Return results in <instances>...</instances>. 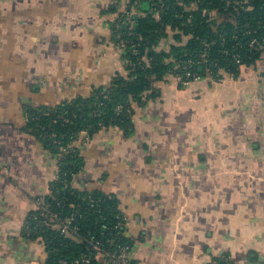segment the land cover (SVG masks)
Here are the masks:
<instances>
[{"label": "crops", "instance_id": "1", "mask_svg": "<svg viewBox=\"0 0 264 264\" xmlns=\"http://www.w3.org/2000/svg\"><path fill=\"white\" fill-rule=\"evenodd\" d=\"M143 15L137 0H0V264L49 257L26 228L60 163L26 130L28 110L126 76L113 25ZM224 76L187 87L168 76L132 102L130 133L109 127L75 144L72 187L117 203L136 264L264 260V58Z\"/></svg>", "mask_w": 264, "mask_h": 264}, {"label": "trees", "instance_id": "2", "mask_svg": "<svg viewBox=\"0 0 264 264\" xmlns=\"http://www.w3.org/2000/svg\"><path fill=\"white\" fill-rule=\"evenodd\" d=\"M138 1L144 15L134 19L132 29H125L122 19L113 25V37L124 51L128 74L118 75L108 86L93 88L88 97L64 101L53 109L31 108L27 112L26 130L57 156L60 163L58 177L45 198L46 204L61 218L75 215L81 238L75 239L46 228L34 219L29 220L30 235L41 236L45 242L49 255L46 264H57L59 260L77 264L74 261L88 255L92 237L103 241L110 251L117 244L129 245L131 249L119 225L125 219L117 203L99 192H82L71 185L73 176L83 167V159L79 149H71L69 145L82 131H88L92 137L102 129L116 126L130 133L132 102H142L147 95L156 96L155 82L173 76L174 69L184 74L185 64L196 61L201 55H206L207 63L203 68L195 67L197 73L217 77L228 74L235 78L242 66L254 65L264 58V41L262 45L253 46L248 35L251 29L255 31L253 37H264V0H248L237 13L223 0H184L189 7L196 6L186 11L177 0H161L166 7H162L159 19L150 10L148 0ZM214 8L232 14L234 20L225 18L219 22L210 14L205 15V9ZM177 12L185 16L178 18ZM168 26L175 30L169 32ZM119 105L124 107L120 113ZM35 214L38 211L31 217ZM96 260L92 259L91 264ZM131 264L136 263L131 259Z\"/></svg>", "mask_w": 264, "mask_h": 264}, {"label": "built area", "instance_id": "3", "mask_svg": "<svg viewBox=\"0 0 264 264\" xmlns=\"http://www.w3.org/2000/svg\"><path fill=\"white\" fill-rule=\"evenodd\" d=\"M138 1V0H137ZM150 2L151 8L150 10L156 13L155 15L158 17L159 13H162V7H166L163 1L160 0V3L158 0H148ZM225 1V4L227 7H232L233 10L238 12L240 7H243L248 3V0H223ZM139 2V1H138ZM176 3L180 5L181 7H184V10H190L196 7L195 5H192L189 7L184 0H177ZM183 10V12H185ZM205 15L210 14L215 21H222L225 18L228 20L232 19L234 20V16L232 14H225L224 10L222 8H214L212 11L204 10ZM183 15L181 12L176 13V17L178 18H183ZM120 24V23H119ZM133 25H129L128 28H133ZM170 32L174 31L171 26L167 27ZM254 30H248V35H251V45L256 46V45H262L264 41V37H253L252 34L254 33ZM131 35H134L135 33L130 32ZM238 35L235 34L234 38H237ZM227 53V50L225 51ZM237 57V55H236ZM237 63L240 62V60L237 57ZM181 62V61H180ZM204 63H207L206 60V55H201L199 59L196 61H188V64H185L184 69L185 73L181 74L179 73L176 69H174V74L173 76L179 81L180 84L184 86H189L191 83L194 82H199L202 80H210L212 82H218L222 83L224 82L225 76L222 77H217L213 76L210 73L206 74L205 76L200 75L195 71V67L198 68H203ZM179 64V63H178ZM225 75V74H224ZM124 109L123 106L119 105L117 106V111L118 113L122 112ZM83 136H85V139L88 141L89 139V133L88 131L84 130L82 131ZM80 134V136H81ZM79 136V137H80ZM79 137L77 139H74L73 142L69 145L71 149H75L76 147V142L78 141ZM3 172L5 174H9V169L8 168H3ZM38 205H39V210L38 214L33 215L31 219H34L37 221L38 224L44 225L46 228L50 229H56L61 231V233L71 236L75 239H81L79 238V227L76 222V216L75 215H67L65 218H61V216L55 212L52 211L49 208V205L46 204V199L44 198H38ZM119 225H123L121 222ZM118 225V226H119ZM117 226V227H118ZM116 227V228H117ZM27 232L31 231V226L29 225L28 221V227L26 228ZM89 253L86 257H83L81 260H76L74 261L77 264H91L92 259L97 258L98 255H104V257L107 259V261L111 264H131V258H130V246L129 245H119L117 244L116 247L110 251L106 249L105 243L101 240H97L94 237H92L89 240ZM57 264H70L67 260H59ZM210 264H236L234 260L227 254H221L213 257L210 261ZM255 264H264V260H260L256 262Z\"/></svg>", "mask_w": 264, "mask_h": 264}, {"label": "water", "instance_id": "4", "mask_svg": "<svg viewBox=\"0 0 264 264\" xmlns=\"http://www.w3.org/2000/svg\"><path fill=\"white\" fill-rule=\"evenodd\" d=\"M125 29H127L128 25H124Z\"/></svg>", "mask_w": 264, "mask_h": 264}, {"label": "rangeland", "instance_id": "5", "mask_svg": "<svg viewBox=\"0 0 264 264\" xmlns=\"http://www.w3.org/2000/svg\"><path fill=\"white\" fill-rule=\"evenodd\" d=\"M158 19L160 18V16L157 17ZM168 31L170 32V30L168 29Z\"/></svg>", "mask_w": 264, "mask_h": 264}]
</instances>
